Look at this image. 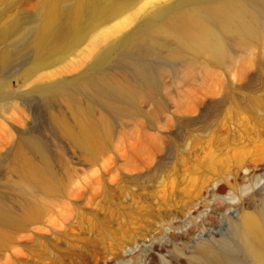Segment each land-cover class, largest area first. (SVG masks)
<instances>
[{
	"label": "rangeland",
	"instance_id": "374dc122",
	"mask_svg": "<svg viewBox=\"0 0 264 264\" xmlns=\"http://www.w3.org/2000/svg\"><path fill=\"white\" fill-rule=\"evenodd\" d=\"M42 1L16 0L2 21L19 11L33 18ZM141 1L133 0L124 15ZM150 6L110 40L128 32ZM115 16L99 21L94 34L122 17ZM101 39L43 72L51 79L77 74L97 46L107 44ZM226 57L219 66L186 55L185 63L165 68L154 95L139 93L136 108L117 117L83 99L109 135L95 154L52 128L50 114L72 121L63 103L47 111L37 98L4 102L0 205L18 220L5 227L0 264H254L243 223L264 216V31L256 41L231 46ZM18 68L6 74L15 95L31 86ZM212 82L224 87L216 96L203 92ZM195 97L198 109L188 114L184 108ZM28 134L45 144L55 177L50 191L35 195V211L33 199L14 186L11 164L19 151L39 165L22 141ZM149 150H156L154 161L132 169Z\"/></svg>",
	"mask_w": 264,
	"mask_h": 264
},
{
	"label": "bare ground",
	"instance_id": "6f19581e",
	"mask_svg": "<svg viewBox=\"0 0 264 264\" xmlns=\"http://www.w3.org/2000/svg\"><path fill=\"white\" fill-rule=\"evenodd\" d=\"M159 1L142 0L134 13L124 15L133 8V0H44L34 20L21 11L9 16L16 0H8L0 7V113L6 106L3 103L15 97L37 98L47 111L51 103H63L71 111L72 121L50 114L52 128L84 151L95 154L107 143L109 135L92 120V104L82 107L83 99L99 103L117 117L136 108L139 93L154 95L165 68L185 63L186 55L192 59L205 57L207 64L221 66L231 46L256 41L264 31V0ZM149 5L146 14L128 32L110 40L136 12ZM8 13L10 19L2 21ZM115 15L122 17L94 34L99 21ZM33 20L36 24L31 26ZM98 38L107 44L97 46V53L85 66L81 64L77 74L66 71L51 79L43 72L73 58L85 42L93 47ZM15 66L20 68L24 84H31L18 95L9 91L6 78ZM119 70L121 77L115 79L113 73ZM223 89L221 82H212L203 92L216 96ZM198 100L191 99L185 112L195 113ZM22 141L38 158L39 165L22 152H15L11 163L17 176L14 186L33 199L30 210L35 211V195L50 191L55 177L45 144L30 134ZM155 154L156 150L147 151L130 167L136 170L150 165ZM207 163L214 164L212 160ZM17 220L0 205V243L6 239L5 227ZM243 239L254 264H264V216L244 221Z\"/></svg>",
	"mask_w": 264,
	"mask_h": 264
}]
</instances>
